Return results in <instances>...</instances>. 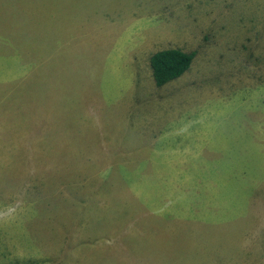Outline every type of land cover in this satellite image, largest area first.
I'll list each match as a JSON object with an SVG mask.
<instances>
[{"label":"rangeland","instance_id":"374dc122","mask_svg":"<svg viewBox=\"0 0 264 264\" xmlns=\"http://www.w3.org/2000/svg\"><path fill=\"white\" fill-rule=\"evenodd\" d=\"M9 205L0 264H264V0H0Z\"/></svg>","mask_w":264,"mask_h":264},{"label":"trees","instance_id":"16d2710c","mask_svg":"<svg viewBox=\"0 0 264 264\" xmlns=\"http://www.w3.org/2000/svg\"><path fill=\"white\" fill-rule=\"evenodd\" d=\"M194 52L169 47L153 52L149 57L152 77L157 86H162L186 72L194 58Z\"/></svg>","mask_w":264,"mask_h":264},{"label":"clouds","instance_id":"9594fccd","mask_svg":"<svg viewBox=\"0 0 264 264\" xmlns=\"http://www.w3.org/2000/svg\"><path fill=\"white\" fill-rule=\"evenodd\" d=\"M16 212V208L12 205L7 206L4 211H0V221L4 223H9L12 219H14V213Z\"/></svg>","mask_w":264,"mask_h":264}]
</instances>
